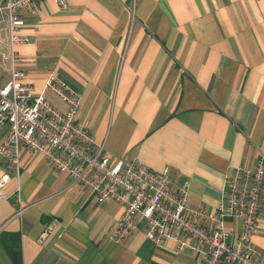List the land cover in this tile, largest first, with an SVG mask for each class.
Masks as SVG:
<instances>
[{"label": "crops", "instance_id": "crops-1", "mask_svg": "<svg viewBox=\"0 0 264 264\" xmlns=\"http://www.w3.org/2000/svg\"><path fill=\"white\" fill-rule=\"evenodd\" d=\"M23 7L17 68L35 94L59 110L47 89L56 75L82 96L77 119L112 158H138L189 185L191 210L215 212L226 175L253 168L264 153V0H55ZM4 31V32H3ZM7 20L0 22L4 74L12 67ZM1 77V76H0ZM4 136L0 133V140ZM7 161L0 156V178ZM0 264H202L194 243L157 244L144 220L122 243L111 239L123 206L99 202L41 153L23 149L21 170L3 187ZM59 220L46 239L42 233ZM209 225L206 218H197ZM229 238L242 222L227 218ZM252 238L264 256V205Z\"/></svg>", "mask_w": 264, "mask_h": 264}, {"label": "built area", "instance_id": "built-area-1", "mask_svg": "<svg viewBox=\"0 0 264 264\" xmlns=\"http://www.w3.org/2000/svg\"><path fill=\"white\" fill-rule=\"evenodd\" d=\"M42 0H0V22L7 20L12 67L8 81L0 77V156L7 161V172L0 178V201L10 172L21 170L23 149L41 153L55 168L67 172L73 184L88 189L98 201L116 200L123 212L111 239L122 243L144 220L148 239L163 244L174 239L179 248L194 243L205 255L202 264H264V256L255 250L252 238L257 232L258 214L264 205V153L255 167L237 166L226 175L223 198L215 212L191 210L189 185L174 189L170 171L153 170L138 158H112L103 143L77 119L82 102L80 91L66 80L50 75L47 89L66 104L65 111L52 105L43 94H35L26 82L27 74L17 68L16 46L29 41L21 33L25 23L23 7L36 11ZM61 7L68 0H55ZM0 49V63L3 60ZM206 218L203 225L197 218ZM242 222V230L231 241L227 218ZM59 220L53 218L42 233L52 234Z\"/></svg>", "mask_w": 264, "mask_h": 264}, {"label": "trees", "instance_id": "trees-1", "mask_svg": "<svg viewBox=\"0 0 264 264\" xmlns=\"http://www.w3.org/2000/svg\"><path fill=\"white\" fill-rule=\"evenodd\" d=\"M7 252L15 264H21L22 257L18 248H15L14 246H7Z\"/></svg>", "mask_w": 264, "mask_h": 264}, {"label": "rangeland", "instance_id": "rangeland-1", "mask_svg": "<svg viewBox=\"0 0 264 264\" xmlns=\"http://www.w3.org/2000/svg\"><path fill=\"white\" fill-rule=\"evenodd\" d=\"M0 76L2 77V83H6L9 79V77L4 74V71L1 68H0Z\"/></svg>", "mask_w": 264, "mask_h": 264}]
</instances>
